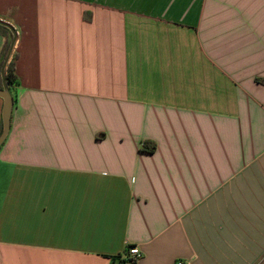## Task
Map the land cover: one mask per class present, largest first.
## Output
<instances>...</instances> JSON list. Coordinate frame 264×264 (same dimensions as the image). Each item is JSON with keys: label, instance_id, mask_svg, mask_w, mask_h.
<instances>
[{"label": "crops", "instance_id": "crops-1", "mask_svg": "<svg viewBox=\"0 0 264 264\" xmlns=\"http://www.w3.org/2000/svg\"><path fill=\"white\" fill-rule=\"evenodd\" d=\"M0 20L20 82L0 264H264V0H0Z\"/></svg>", "mask_w": 264, "mask_h": 264}, {"label": "water", "instance_id": "water-1", "mask_svg": "<svg viewBox=\"0 0 264 264\" xmlns=\"http://www.w3.org/2000/svg\"><path fill=\"white\" fill-rule=\"evenodd\" d=\"M0 24L9 28L12 31L13 36H14L13 40L11 42V46H10V49L8 52V56L4 62V65H3L2 71H1L2 81H3V90H0V98L3 99V101H4L3 113H2L3 129H2V132L0 134V148H1L5 142L8 134H9V132H10V127H11V116H12L14 101H13L12 94L8 88L7 83H6L5 74H6L7 64L11 58V55L13 53L14 47H15L16 42H17V32L11 25L3 22L2 20H0Z\"/></svg>", "mask_w": 264, "mask_h": 264}, {"label": "trees", "instance_id": "trees-1", "mask_svg": "<svg viewBox=\"0 0 264 264\" xmlns=\"http://www.w3.org/2000/svg\"><path fill=\"white\" fill-rule=\"evenodd\" d=\"M0 33L6 37L5 46L3 48L2 53L0 54V90H3V81H2L1 71H2V67L4 65V62L8 56V52H9L11 42H12L14 36H13L12 31L9 28H7L6 26H3L1 24H0ZM11 56H12V59L9 60L7 67H6L5 77H6V83L8 85L10 92H13L20 85V82H19L18 76L16 74V65H15L16 60L18 58V55L15 53ZM14 101H15V98H14ZM0 134H1V132H0ZM155 147L156 146L153 145L150 150L154 151ZM130 247H132V246H129L128 249ZM124 262H125V260L123 259L122 261L119 262V264H124Z\"/></svg>", "mask_w": 264, "mask_h": 264}, {"label": "built area", "instance_id": "built-area-1", "mask_svg": "<svg viewBox=\"0 0 264 264\" xmlns=\"http://www.w3.org/2000/svg\"><path fill=\"white\" fill-rule=\"evenodd\" d=\"M142 256H143L142 252L139 250V248L136 246H132L128 249V252L125 254L124 264H138ZM177 264H185V263L179 261Z\"/></svg>", "mask_w": 264, "mask_h": 264}]
</instances>
